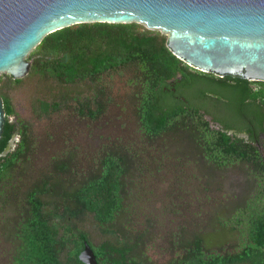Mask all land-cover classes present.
<instances>
[{
  "label": "trees",
  "instance_id": "obj_1",
  "mask_svg": "<svg viewBox=\"0 0 264 264\" xmlns=\"http://www.w3.org/2000/svg\"><path fill=\"white\" fill-rule=\"evenodd\" d=\"M164 42V34L136 22H81L42 36L26 59L30 60L29 74H39L65 86L66 92L60 94L62 102L71 98L74 111L89 118L104 107L106 94L101 76L126 71L137 138L156 140L183 132L193 149L212 167L245 168L252 192L228 220L232 242L212 248L201 233L185 229L183 236L171 241L164 264H264V157L257 159L254 146L226 133L231 128L240 130L238 105L245 97L264 107V82H258L262 91L259 86L251 94L246 87L248 80L193 69L173 56ZM20 80L13 79L16 83ZM84 87L89 91L86 95ZM1 98L3 180L23 154L25 135L21 131L24 126L11 118L13 110L8 99ZM58 105L54 101L38 102L42 113L55 110ZM248 111L249 107L244 109ZM204 115L219 122L225 131L210 127ZM16 127L20 140L1 155ZM128 154L129 149L123 144L106 143L86 169H77L70 153L63 158L52 157L55 174L43 175L28 187L23 205L9 223V261L5 264H83L78 259L83 240L92 249L97 264H153L139 248L141 233L130 235L123 226L120 236L116 227V220L125 209L122 188ZM246 155L250 158L245 159ZM44 195L57 197L62 205L47 202ZM84 214L92 218L100 232L118 238L92 244L86 232L69 221Z\"/></svg>",
  "mask_w": 264,
  "mask_h": 264
},
{
  "label": "rangeland",
  "instance_id": "obj_2",
  "mask_svg": "<svg viewBox=\"0 0 264 264\" xmlns=\"http://www.w3.org/2000/svg\"><path fill=\"white\" fill-rule=\"evenodd\" d=\"M127 75L122 71L101 76L106 94L104 107L101 113L89 118L74 111L71 98L62 102L60 94L66 92L65 86L57 81L28 71L16 83L0 73V96L8 99L13 110L11 118L24 126L21 131L25 135L23 154L0 180V264L9 261L8 226L24 203L25 191L41 176L55 174L52 157L63 158L70 153L74 166L86 169L92 166L103 145L110 142L129 149L122 188L125 209L116 220L118 234L122 235L119 232L123 226L130 235L140 232L139 248L153 264H164L171 241L183 236L185 229L201 233L212 248L232 242L228 220L252 192L245 168L212 167L193 149L183 132L156 140L137 138L136 118L125 84ZM86 90L84 87L83 95ZM41 100L59 105L42 113L38 107ZM16 138L17 142L21 137ZM43 198L62 205L55 196ZM69 221L86 232L92 244L106 239L114 241L117 237L100 232L87 214Z\"/></svg>",
  "mask_w": 264,
  "mask_h": 264
},
{
  "label": "water",
  "instance_id": "obj_3",
  "mask_svg": "<svg viewBox=\"0 0 264 264\" xmlns=\"http://www.w3.org/2000/svg\"><path fill=\"white\" fill-rule=\"evenodd\" d=\"M81 22L140 23L163 32L167 50L193 69L264 82V0H0V73L23 77L42 36ZM3 122L0 96V138ZM78 259L97 264L85 240Z\"/></svg>",
  "mask_w": 264,
  "mask_h": 264
},
{
  "label": "flooded vegetation",
  "instance_id": "obj_4",
  "mask_svg": "<svg viewBox=\"0 0 264 264\" xmlns=\"http://www.w3.org/2000/svg\"><path fill=\"white\" fill-rule=\"evenodd\" d=\"M259 81H249L246 83V87H249L250 93L253 94L255 90L261 85L258 83ZM172 90L174 89V85L172 84L170 87ZM261 91L263 88L260 89ZM239 111L241 113V123L239 125L240 130H236L234 128H231L230 130H227L226 133L231 135L232 138H242L243 142H245L246 145L254 146L257 151V159H263L264 157V107L261 106L260 103L256 100L255 104L252 102H249V99L245 97L241 101V104L238 105ZM249 107V111L244 112V109ZM243 110V111H242ZM208 117V119H206ZM204 118L208 120V124L210 127L221 129L222 131H225L221 128V124L219 122L212 120L209 116L204 115ZM13 121H15L14 118H12ZM259 125L261 127H259ZM19 128L16 127L15 131L13 133H16V136H18ZM13 137V134L11 138ZM10 138V139H11ZM9 139V140H10ZM7 141V143L9 142ZM17 138H14L11 141L10 149L13 147V145L16 143ZM9 149V150H10ZM8 150V151H9ZM6 152H1V155H4ZM245 159H249L250 156H245Z\"/></svg>",
  "mask_w": 264,
  "mask_h": 264
}]
</instances>
